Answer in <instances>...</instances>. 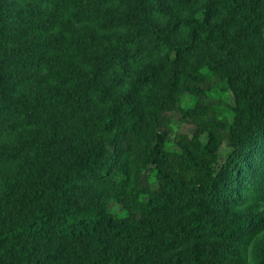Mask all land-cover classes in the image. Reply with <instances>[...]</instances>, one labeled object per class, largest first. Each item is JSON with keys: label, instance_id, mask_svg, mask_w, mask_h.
I'll return each mask as SVG.
<instances>
[{"label": "trees", "instance_id": "16d2710c", "mask_svg": "<svg viewBox=\"0 0 264 264\" xmlns=\"http://www.w3.org/2000/svg\"><path fill=\"white\" fill-rule=\"evenodd\" d=\"M0 264H264V0H0Z\"/></svg>", "mask_w": 264, "mask_h": 264}, {"label": "rangeland", "instance_id": "374dc122", "mask_svg": "<svg viewBox=\"0 0 264 264\" xmlns=\"http://www.w3.org/2000/svg\"><path fill=\"white\" fill-rule=\"evenodd\" d=\"M182 131L188 132V131H190V128L185 125L184 127H182Z\"/></svg>", "mask_w": 264, "mask_h": 264}]
</instances>
